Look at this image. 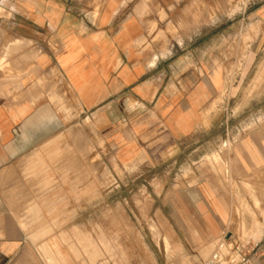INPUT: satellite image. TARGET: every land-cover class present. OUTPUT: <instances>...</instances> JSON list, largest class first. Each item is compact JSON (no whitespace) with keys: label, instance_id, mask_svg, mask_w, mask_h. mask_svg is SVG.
I'll use <instances>...</instances> for the list:
<instances>
[{"label":"crops","instance_id":"0c3cea01","mask_svg":"<svg viewBox=\"0 0 264 264\" xmlns=\"http://www.w3.org/2000/svg\"><path fill=\"white\" fill-rule=\"evenodd\" d=\"M219 1L231 6L0 0V264H102L99 225L90 231L74 209L80 192L101 189L102 160L177 165L190 144L222 125L220 117L229 119L244 80L264 78V0L239 12L241 26H207L186 48L160 41L174 16ZM246 22L257 32L247 57L239 33ZM255 116L235 145L232 173L253 176L254 212L264 208V109ZM236 185L210 181L179 195L194 208L189 222L203 224L197 244L205 253H214L232 205H246ZM257 245L252 264H264V233Z\"/></svg>","mask_w":264,"mask_h":264},{"label":"rangeland","instance_id":"374dc122","mask_svg":"<svg viewBox=\"0 0 264 264\" xmlns=\"http://www.w3.org/2000/svg\"><path fill=\"white\" fill-rule=\"evenodd\" d=\"M230 2L229 8L219 1L213 7L198 5L195 14L174 16V24L169 20L160 28V41L165 45L177 41L186 48V40L203 34L207 26H241L243 16L239 12L253 1ZM251 26L246 22L244 30L239 31L245 57L253 54L249 45L257 35ZM246 69L250 70L246 74L252 75L254 65L248 64ZM262 71L264 75V68ZM241 87L244 93H235L228 107L229 119L220 117L218 124L223 121L222 125L190 144L191 149L184 151L177 165L164 160L159 164L122 166L115 159L102 160L101 189L80 192L76 203L81 205L74 208L84 215V225L90 231L99 225L102 264H234L241 252L250 253L252 259L253 249L264 233V208L256 206L254 212L249 205L253 199L258 204L252 190L253 176L236 180L232 173L237 165L235 145L253 129L252 119L264 109V95L257 94L264 91V78L255 83L247 78ZM222 103L223 98H219L213 109H221L218 105ZM210 181L228 188L243 186L238 197L246 205H232L230 220L214 245V253H205V248L198 245L202 240L197 239L204 232L203 224L189 222L194 208L187 202L180 203L179 195L185 194L182 190L186 187ZM227 193L235 198L231 190ZM254 225H258L259 232Z\"/></svg>","mask_w":264,"mask_h":264},{"label":"built area","instance_id":"2783aa9c","mask_svg":"<svg viewBox=\"0 0 264 264\" xmlns=\"http://www.w3.org/2000/svg\"><path fill=\"white\" fill-rule=\"evenodd\" d=\"M257 247L258 245L254 247L253 251H255ZM234 264H252L250 253L244 254V252H241Z\"/></svg>","mask_w":264,"mask_h":264},{"label":"bare ground","instance_id":"6f19581e","mask_svg":"<svg viewBox=\"0 0 264 264\" xmlns=\"http://www.w3.org/2000/svg\"><path fill=\"white\" fill-rule=\"evenodd\" d=\"M256 222H257V221H256ZM258 223H259V222H258ZM258 223H257V224H258ZM261 227H262V226H261ZM254 228L256 229L257 232L260 231V228L258 227V225H254ZM262 230H263V229H262ZM262 234H263V233H262ZM262 234H261V236H262Z\"/></svg>","mask_w":264,"mask_h":264}]
</instances>
